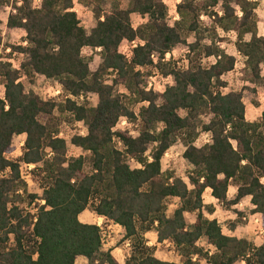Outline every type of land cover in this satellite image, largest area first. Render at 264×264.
<instances>
[{
	"label": "trees",
	"instance_id": "16d2710c",
	"mask_svg": "<svg viewBox=\"0 0 264 264\" xmlns=\"http://www.w3.org/2000/svg\"><path fill=\"white\" fill-rule=\"evenodd\" d=\"M83 2L97 4L95 18L98 19L102 6L109 0ZM119 2L122 0L113 3L111 16H107L104 22H98L97 27L91 29V36H86L82 27H77L80 22L76 19V13L68 12L61 16L55 10L57 4H62L63 7L72 6L71 0H44L41 10H32L30 3L24 0L18 14L9 16L7 27L24 28L28 32L26 38L34 45L14 48L15 51L28 55L27 61L21 65V70L28 77H33L35 72L45 75L47 79L56 78L63 84L64 90L73 95L98 93L99 104L95 109H91L85 104L77 106L71 100L56 104L51 101L44 102L33 93L24 95L22 84L14 83L19 72L11 71L7 63H0V76L7 80L6 99L10 105L9 110L4 111L3 102L0 101V172L11 168L9 177L0 179V264H76L78 258H84L86 264H118L111 255V250L100 251L101 228L79 221L80 215L86 210H90L97 218L105 217V224L121 225L125 229L123 242L129 238L133 239L131 247L135 254L125 264H169L154 259L151 256L154 249L144 246V236L153 230L154 221L159 222L155 229L159 233L157 242L162 244L163 240L171 238L185 257L191 253L207 256L202 249L193 247L194 240L201 234H206L208 242L221 249L220 255L210 258L209 264H237L253 247L246 240L222 236L215 220L209 223L202 213L197 215V223L192 226L194 231H182L186 219L182 217L181 212H192L202 207V193L206 186H211L213 194L223 200L227 177L237 173L238 181H243L247 186L239 190L236 200L226 202L225 206L238 202L244 194L252 193V202L258 205L257 209L252 210V214L257 211L264 213V186L258 182L259 176L264 175V132L258 131L261 125L244 121L242 93L230 92L227 96H221L217 91L213 96L210 90L213 87H224L219 77L233 70L235 66V58L223 54L216 46L215 41L222 40L214 30H211L213 45L200 44L203 38L199 34L202 31L198 21L199 11L206 10L217 0H203L195 7L193 0H186L178 6L184 19L178 22L175 28L167 27L164 20L167 9L161 0H131L127 11L118 10ZM235 2L239 3L241 0ZM3 3L4 0H0V10ZM223 7L225 16L217 17V22L222 23L225 30L236 29L242 35L255 29V23L250 19L252 13L246 12L243 20L237 21L229 7V0H225ZM131 12L150 13L151 23L134 32L130 27ZM210 15L214 16L215 13ZM24 18L27 23H22ZM191 31L197 32L196 43L188 46L195 52V57L189 59L196 71L182 72L173 62H163V56L174 47L185 44L182 37ZM136 36L146 39L148 43L134 50V57L129 63L116 49L122 38L126 37L131 41ZM54 45L59 46L58 53L52 52ZM84 46L93 50L97 46L104 48L103 53H100L103 62L95 72L90 71L89 60L80 56V50ZM237 48L249 57L246 64L251 71H243L246 80L264 81L258 66L264 61V38L257 39L253 36L250 43H237ZM153 51L160 56L155 65L150 60V53ZM201 51L205 56L221 54L222 59L210 70L204 71L199 66ZM136 65L149 66V70L156 67L165 76L169 73L174 75L176 87L168 88L163 94L161 98L164 104L160 108L151 103L160 94L144 92L139 87L145 84L149 73L134 71ZM108 68L118 70V78L113 81L112 86L103 84V80L111 75L107 72ZM212 77H216L215 85L211 83ZM119 83L125 84L130 92L135 94V99L129 98L132 105L145 99L150 101L147 109H140L143 129L135 140L128 133L110 132L120 115L127 116L132 123L136 121V114L122 99V95L118 94L112 98L114 88ZM189 84L195 89L193 93L187 90ZM204 96L208 97V101L203 99ZM209 103L212 105L210 111L216 116L211 124L204 126V130L211 129L214 132V145L211 148L205 145L204 149L197 150L189 145L199 135L195 132V127L202 122L196 118L198 114L208 110ZM179 107L190 109L188 118L181 120L175 114L174 110ZM54 109L62 114L74 113V116H71L74 121H85L88 136H73L71 145L82 151H91V168L95 169L92 175L84 173L85 159L82 156L67 157L66 143L58 137L60 122L54 115ZM37 117L45 123H39ZM157 121L165 122L167 127L159 136L154 137L149 133V129L154 128ZM229 122L232 124V131L226 137L223 133ZM20 133H27L23 145L24 154L15 162L4 159V153L13 151V134ZM113 135L126 146L123 152L117 150ZM177 137L183 139L187 148L183 157L197 166V176L190 178L192 183L197 184V189L191 193L178 178L168 184L167 181L172 176L161 174L159 171L162 168L164 153L174 145ZM228 137L239 141L238 151L231 149L227 142ZM153 140H159L160 143L150 154L153 156V163L148 164L143 153L151 146ZM44 147H50L55 153L51 161L43 159L46 155L43 152ZM241 159L249 160V165L241 167ZM129 161L143 163L144 170H130ZM65 162H68L67 168L62 167ZM27 164L36 165L32 173L38 177L40 187L51 185L39 198L44 199L45 203L35 205L38 209L35 214L26 213L25 209L17 206L26 201L31 206L35 200H39L27 193L26 184L21 179L20 168ZM201 166H205L207 170L205 185L198 183L199 175L203 174ZM220 171L226 174L224 181L215 178ZM73 179L75 183L70 182ZM145 184L148 185V190L139 191ZM18 188L24 189V196L16 194ZM173 195H179L183 204L175 211L172 219H166L163 215L166 206L162 201ZM8 203L13 204L11 210L6 207ZM48 207L51 211L45 210ZM207 211L211 213L213 209L209 208ZM12 220L16 223L12 224ZM261 223L264 226V216L261 217ZM9 233L14 234L15 247L8 248ZM180 245L184 247L181 248ZM37 253L38 259L33 261L31 257ZM254 259L255 264H264V245L256 250ZM185 264L192 262L186 260ZM246 264H253V260L248 259Z\"/></svg>",
	"mask_w": 264,
	"mask_h": 264
},
{
	"label": "clouds",
	"instance_id": "9594fccd",
	"mask_svg": "<svg viewBox=\"0 0 264 264\" xmlns=\"http://www.w3.org/2000/svg\"><path fill=\"white\" fill-rule=\"evenodd\" d=\"M44 0H31L30 8L32 10H41L42 4ZM116 0H109L108 3L102 6L101 14L98 19L96 17L95 8L97 7L96 3H85L83 0H71L70 7H63L62 4H57L55 10L61 15H65L68 12L76 13V19L81 20L82 17L86 18V22L82 21L77 27H83L85 29V35L91 36L90 28L97 27L98 22H104L107 16H111L113 14L112 8L113 3ZM161 2L166 5V16L164 18L165 23L168 28H175L176 24L184 19L181 12L178 10V6L184 4L186 0H161ZM203 0H193V6L202 3ZM24 0H7V3H3L2 10H0V21H3L0 24V63H7L10 65L11 71L19 72L18 78L14 81L15 84H23V94L27 95L29 90L31 89L33 93L37 94L42 101L47 102L50 98L56 97L58 103H65L66 100L73 101L77 106H82L85 102V99L90 101L88 107L91 109H95L99 104V94L95 92H89L86 95L81 93L80 95H73L71 92H67L64 90V86L60 83L56 78L47 79L45 75L38 74L33 72V78L36 81V84L28 83V77L26 73L21 70V65L24 63L26 59H28V55L26 53H20L13 51L12 47H6V45L11 46H20V47H33L34 45L30 44L29 40L26 38L28 36V32L24 28L16 27L11 30L7 28L9 15H17L18 9L23 6ZM225 0H217L214 5H209V7L205 9H201L198 15L199 27L200 29H208L209 31L204 32V39L200 41L202 46H212L214 43V39L211 36V30H214L218 37H225L226 40L224 42H220L216 40V46L222 50L223 54L235 58V67L233 70L228 71L226 74L221 75L219 79L221 81H226L227 86L220 87L216 89L215 87L211 88L212 95L215 96L217 91L221 96H227L230 92H240L242 87L247 85L250 88H257L259 93L260 107H253V105L249 102L248 99L242 98V103L246 106V111L244 113V121L246 123H258L261 127L258 129L260 132H264V86H257L256 84H252L249 80L241 79L245 75V72L240 71L241 69H245L250 73L251 69L248 68L246 61H248L249 57L247 55L242 54L238 48L237 43H250L255 36L257 39L264 38V0H241V2L237 3L235 0H229V7L233 10V15L237 21H242L246 15V12L252 13L250 19L255 23V29L252 31L241 33L236 30L229 28L225 30L222 23L217 22V17L223 18L225 16L224 5ZM15 5V6H14ZM247 5V8H245ZM131 6V0H122L117 4L118 10L127 11V9ZM210 13H215L214 16L210 15ZM131 19V29L135 32L141 26L147 25L151 23V14L148 12H144L143 14L139 12H131L129 13ZM22 23H27V19L24 18ZM21 37H25V39L21 40ZM183 40L186 41L183 45H178L174 47L170 51L164 53L163 62H168L169 60L175 61V67L180 71H196V68L192 67L190 64V57H195V52L190 50L188 47L196 43L197 32L191 31L186 36L182 37ZM148 41L146 39H141L139 36H136L133 40L129 41L126 37L121 39V42L117 46V53L122 54L125 60L129 63L132 62L134 57V50L139 47H144ZM59 46L54 45L52 48V52L58 53ZM103 46H97L94 49V52L97 53L94 56V60L89 64V69L91 72H95L97 67L103 62L102 56L99 53H103ZM11 52L12 56L9 57L8 53ZM93 55V49L88 46H84L80 50L81 58L85 56ZM179 58V59H177ZM222 59L221 54L207 55L201 51V55L199 58V66L202 70L208 71L213 66H215L218 61ZM150 60L152 64L155 65L160 60L159 53L153 51L150 53ZM260 68V76L264 77V61L260 62L258 65ZM149 70V66H140L136 65L134 67V71L137 72H147ZM107 72L110 73V76H107L103 80V84L106 86H112L113 81L118 78V70L113 68H108ZM151 72L153 75L147 79L146 85L141 84L139 87L143 89L144 92L153 91L155 93H159L154 101L156 108H160L164 104V100L161 98L164 93H166L168 88L176 87V80L172 73L167 74L166 76L162 74L158 68L151 67ZM63 78V77H61ZM91 79V77H89ZM0 101L3 102L4 111H8L10 105L6 99V85L7 80L0 76ZM43 82L44 87H40L39 85ZM216 77L211 78V83L215 85ZM187 90L189 93H193L195 91L194 87L189 84L187 86ZM118 94H123L124 96L129 97L130 99H135V94L131 93L130 90L126 87L125 84L119 83L116 85V90L112 94V98H115ZM248 96V93L244 94ZM203 99L208 101V97L204 96ZM150 106L149 100H142L135 105L133 111L136 113V121L132 123L129 121L128 117L125 115H120L117 119V122L110 128L111 133H116L117 131H125L127 130L128 135L135 140L141 135L143 124L141 122V118L139 115L140 109H147ZM212 105L208 104V110L198 114L197 118L202 123L195 127V132L198 135L197 138L190 143V147H194L197 150L204 149L205 145L211 148L214 145L213 135L214 132L209 130H204V126L212 123L213 118L216 116L215 113L211 112ZM175 114L181 119H185L189 117L190 109L186 107L176 108ZM54 115H60L58 111L54 109ZM65 115L74 116V113L66 112ZM39 123L44 124L45 121L39 120ZM61 131L58 133L59 138H63L68 140L72 136L78 135L80 137H87L89 134L88 127L85 124L84 120H76L74 121V125L70 126L66 122L61 123ZM166 124L163 121H157L154 128L149 129V133L156 137L159 136L165 129ZM232 131V124L229 122L226 124L224 129V135L227 137V134ZM27 138V133H20L19 135L13 134L12 137V145L15 146V150L11 153H4L3 158L8 161H15V158L21 157L24 152L21 151L22 146L24 145ZM112 139L116 143V148L119 151H124L126 146L122 144L121 140L118 139L115 135L112 136ZM181 137H177V144L180 143ZM231 145V149L233 151H238L239 141L228 137L227 141ZM160 141L153 140L151 142V146L147 148V150L143 153V156L147 158V163H153V156L150 155L153 153L155 149H157ZM187 150L186 147L179 148V151L176 153L177 155H181L185 153ZM27 151V149H24ZM172 149H168L167 152L164 153L165 156L171 154ZM207 151V149H205ZM43 152L46 153L44 156V160L51 161L55 155L53 150L50 147H44ZM91 156L92 153L90 150L82 151L80 148H76L75 151H70L67 153L69 157H79L80 155ZM249 160L241 159L239 164L241 167L249 165ZM42 166V165H41ZM25 169H31L36 167L35 164H27L24 165ZM62 167L67 168L68 162H65ZM203 169V174L199 175L198 183L200 185H205V181L207 179V170L205 166H201ZM145 165L140 162H134L130 168V170H144ZM165 168H168L167 165L159 169L161 174L165 173ZM169 171H173V176L170 177L167 181L168 184H172L175 179H180L183 184L186 186V190L191 193L197 189V184L192 183L190 178L197 176V166L190 162L185 157H182L179 166L172 165L168 168ZM85 171H88L85 169ZM11 168H5L2 172H0V179H7L10 175ZM95 172V169H92L91 172H88L89 175H92ZM239 173L235 176L227 177L228 183L225 191L224 199L221 200L217 198L213 192V188L211 186H206L202 193V207L200 209L189 212L187 210L182 211L181 215L186 219V224L183 227L182 231L185 233L194 231V226L197 223V215L202 213L203 218L206 219L209 223L215 220L216 224L220 229V234L224 237H235L237 240L244 239L248 241L253 247L246 253L245 257L237 262V264H246L248 259L253 260V264H255L254 253L257 249L264 245V226L261 223V217L264 216V213L259 211L255 212V214H250L251 210L257 209L258 205L253 203L254 194L247 193L244 194L238 202L234 204H230L227 208L225 207L226 202L236 200L237 194L242 187H246L243 181H238L237 177ZM23 178L28 181L29 188L28 193H35L37 197H42L44 191H46L51 185H44L43 187L33 186V181L28 178L27 175H24ZM216 180L224 181L226 179V174L223 171H220L216 174ZM71 183H75V180H71ZM259 184L264 186V175L259 176L258 180ZM148 190V185L145 184L143 187L139 189L141 192H146ZM16 194L20 196H24V189L18 188L16 190ZM11 195V193H9ZM171 201V202H169ZM38 203L43 205L45 203L44 199H39ZM99 203V201H97ZM162 204L166 207L164 209L163 215L166 219H172L174 217L175 211L180 209L183 204V200L179 195H173L166 197ZM211 204L214 208V211L209 213L204 206ZM20 208L25 209L26 213H37L38 209L35 207H29L27 203L18 204ZM8 210H11L13 207L12 203H8L6 205ZM233 209L238 210V212H243L244 217H238V212L233 211ZM46 211H51V208L48 207L45 209ZM100 219H105V217L101 216ZM238 219H244L248 221V224L244 226L243 224H237L235 230H230L228 223L226 222H236ZM12 224H15L16 221L12 220ZM109 223H112L109 221ZM158 221H154L153 230L148 231L146 236L148 239L145 241V247L152 248L156 247V251L151 253V256L160 261H168L169 264H185L186 260H190L192 264H209L210 258L213 256H218L221 253V249L217 247L213 243L208 242V237L206 234H201L196 240L193 242V247L201 248L203 252L207 253V256H201L200 253H191L188 257H185L182 252H180L173 240L171 238L165 239L162 242L163 247L171 249L168 252H162L161 243H158L159 233L155 229L158 227ZM125 229L119 225L115 224L113 226V232L115 233H123ZM39 239V238H38ZM119 239V236H110L108 238V242L103 244V247L100 249L101 252H106L112 245L116 243ZM133 243V239L129 238L124 240L121 252V248H116L115 251L111 253L112 256L118 261V264H125L126 260L131 259V257L135 254L131 245ZM8 248L15 247L14 243V234H8ZM180 247H184V245H180ZM5 249V251L8 250ZM31 259L36 261L38 259V253L32 255Z\"/></svg>",
	"mask_w": 264,
	"mask_h": 264
},
{
	"label": "rangeland",
	"instance_id": "374dc122",
	"mask_svg": "<svg viewBox=\"0 0 264 264\" xmlns=\"http://www.w3.org/2000/svg\"><path fill=\"white\" fill-rule=\"evenodd\" d=\"M26 1H28L29 3L31 2V0H26ZM4 3H7V0H4ZM106 3H108V2H106ZM106 3H104V5L106 4ZM15 6V5H14ZM2 10V9H1ZM11 15V14H10ZM9 15V16H10ZM82 21H84V22H86V18L85 17H82L81 18V20H79V22L81 23ZM3 23V21H0V24H2ZM8 28V27H7ZM83 28V27H82ZM9 29V28H8ZM84 29V28H83ZM91 29L92 28H90L89 30L91 31ZM9 30H11V29H9ZM85 30V29H84ZM204 32H205V30L204 29H202V31L201 32H199V34H200V37L201 38H203L204 39ZM25 37H21V40H23ZM221 40H222V42H224L225 40H226V38L225 37H219ZM186 42V41H185ZM6 47H12L13 48V51H15L14 50V48H18V47H20V46H11V45H6ZM15 52H17V51H15ZM97 53H95L94 52V50H93V55H91V56H85L88 60H89V64L90 63H92V61L94 60V56L96 55ZM99 55H100V53H99ZM122 55V54H121ZM8 56L9 57H11L12 56V53L11 52H9L8 53ZM234 58V57H233ZM177 59H179V58H177ZM27 61V59L24 61V63ZM168 62H173L174 64H175V61H172V60H169ZM235 67V66H234ZM98 68V67H97ZM97 70V69H96ZM245 69H241L240 71H244ZM148 73H149V75H148V77L146 78V80H145V85H146V82H147V79L149 78V77H151L152 75H153V73L151 72V70H149V71H147ZM28 77V76H27ZM29 79H28V83H30V84H33V85H35L36 84V81H35V79L31 76V77H28ZM262 79H264V77H261ZM241 79H245L246 80V77H245V75L243 76V77H241ZM249 80V82L250 83H252V84H256L257 86H264V81H260V82H255V81H253V80H251V79H248ZM0 82H2V81H0ZM222 83L224 84V86H227V82L226 81H222ZM22 86H23V84H22ZM40 87H44V85H43V82H41V84L39 85ZM116 90V87L114 88V91ZM153 92V91H152ZM29 93H33V91L30 89L29 90ZM155 93V92H154ZM240 93H242V95H243V99H248L249 100V102L253 105V107H260V100H259V93H258V91H257V88H250V87H248L247 85H245L244 87H242V89H241V91H240ZM245 93H248V96H245L244 94ZM34 95H36V96H38L37 94H35V93H33ZM159 94V93H158ZM120 96L122 95L123 96V100L128 104V105H130V108L133 110L134 108H135V105H132V102L130 101V99H129V97H127V96H124L123 94H119ZM39 97V96H38ZM41 100V99H40ZM48 101H51V102H55L56 104H61V103H58V100H57V98L56 97H53V98H50ZM47 101V102H48ZM45 102V101H44ZM90 103V101H88L87 99H85V102H84V104L88 107V104ZM244 107H245V111H246V106L244 105ZM59 112V111H58ZM134 112V111H133ZM60 113V112H59ZM135 113V112H134ZM136 114V113H135ZM55 117L57 118V120L60 122V126H61V123L62 122H66V123H68L70 126H72V125H74V120H73V118L71 117V116H68V115H65V113L64 114H62V113H60V115H55ZM61 131V127H59V132ZM118 132H121V131H118ZM122 133H128L127 132V130H125V131H123ZM76 136V135H75ZM73 137V136H72ZM71 137V138H72ZM71 138H69L68 140H65V139H63V138H61V139H63L64 141H65V143H66V152L68 153V152H70V151H75V149L76 148H74L72 145H71ZM177 141V140H176ZM181 147H185V142L183 141V139H181V141H180V143L179 144H177V142H175L174 143V145L171 147V149H172V151H171V154H169V155H167V156H164V158L162 159V167H165V165H167L168 166V168H170L172 165H176L177 167L179 166V162H180V160H181V158L183 157V154H181V155H177L176 153L179 151V148H181ZM12 150L14 151L15 150V146L14 145H12ZM21 151H23V146H22V148H21ZM66 153V154H67ZM80 156H82L84 159H85V165H84V173H86V174H88V172H91L92 171V168H91V163H90V158H89V156H84V155H80ZM67 157L68 158H72V157H69L68 155H67ZM20 157H17V158H15V161H17L18 159H19ZM15 161H12V162H15ZM132 164H133V162L132 161H129V166L131 167L132 166ZM168 168H165V175H171V176H173V171H169L168 170ZM33 169L34 168H31V169H25V167H24V165H22L21 166V168H20V175H21V179L23 180V182H25V184H26V188H27V193H28V188H29V184H28V181L27 180H25L24 178H23V176L24 175H27L28 176V178L30 179V180H32L33 181V186H39L40 187V184H39V180H38V177L35 175V174H33L32 173V171H33ZM85 169H87L88 171H85ZM29 195H34V196H36L35 195V193H28ZM37 197V196H36ZM38 199L39 198H41V197H37ZM169 202H171V201H169ZM26 203L28 204V201H26ZM36 204H38V200H35L34 202H33V204L31 205V206H29V207H35V205ZM205 208H206V210H208L209 208H213V207H210L209 205H207V206H204ZM226 208H227V206H225ZM213 211H214V209H213ZM233 211H237L238 212V210H235V209H233ZM91 211L90 210H87V212H86V214H90L89 215V217H88V219H86L84 216H80L79 217V220H80V222L81 223H85V224H92V225H97V224H99L101 221H97V219L95 218V217H92L91 216ZM93 214V213H92ZM250 214H252V210H251V213ZM244 213L243 212H238V217H244ZM226 223H228V226H229V228H230V230H235V227H236V225L237 224H243L244 226H246L247 224H248V221L247 220H244V219H238L236 222H226ZM108 224H105L104 222L102 223V225H101V233H102V245L104 244V243H106V242H108V238L110 237V236H119V239L116 241V243L114 244V245H112V247H110L108 250H112V251H115V249L116 248H121V252L123 253V249H122V245H123V235L124 234H121V233H115V232H113V229L112 228H108ZM144 238H145V241L148 239V237L146 236V234H145V236H144ZM242 240H244V239H242ZM248 242V241H247ZM249 243V242H248ZM162 245V244H161ZM153 249H154V251H156V247L155 246H153L152 247ZM201 249V248H200ZM171 249H169V248H165V247H163V245L161 246V249H160V251H162V252H168V251H170ZM203 253H206V252H203ZM127 261V260H126ZM118 262V261H117ZM164 262H168V261H164ZM126 263V262H125ZM76 264H85V260L84 259H78L77 260V262H76Z\"/></svg>",
	"mask_w": 264,
	"mask_h": 264
},
{
	"label": "crops",
	"instance_id": "0c3cea01",
	"mask_svg": "<svg viewBox=\"0 0 264 264\" xmlns=\"http://www.w3.org/2000/svg\"><path fill=\"white\" fill-rule=\"evenodd\" d=\"M209 206H210V207H213L211 204H209ZM212 209H214V208H212ZM86 212H87V210H86L85 212H83L81 215L84 216L86 219H88V217H89L90 214H86ZM81 215H80V216H81ZM91 216H92V217H95V218L97 219V221H101L99 224L96 225V226H98V227H99L100 225H102V223L104 222V219L102 220V219H100V218H97V217H96L94 214H92V213H91ZM79 221H80V220H79ZM83 224H85V223H83ZM87 224H88V223H87ZM89 225H92V224H89ZM108 225H109L108 228H112V229H113V226H114L113 224H108ZM121 234H124V232L121 233ZM102 247H103V245H102ZM112 252H113V251L111 250V253H112ZM113 257H114V256H113ZM114 258H115V257H114ZM78 259H79V258H78ZM80 259H84V258H80ZM84 260H85V259H84ZM115 260H116V259H115ZM116 261H117V260H116ZM163 262H164V261H163ZM86 263H87V262H86V260H85V264H86ZM168 263H169V262H168Z\"/></svg>",
	"mask_w": 264,
	"mask_h": 264
},
{
	"label": "built area",
	"instance_id": "2783aa9c",
	"mask_svg": "<svg viewBox=\"0 0 264 264\" xmlns=\"http://www.w3.org/2000/svg\"><path fill=\"white\" fill-rule=\"evenodd\" d=\"M99 227L101 228V225Z\"/></svg>",
	"mask_w": 264,
	"mask_h": 264
}]
</instances>
